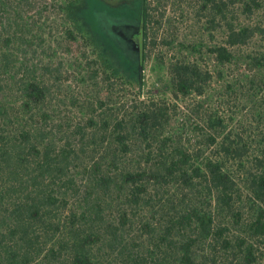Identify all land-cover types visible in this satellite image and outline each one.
<instances>
[{
  "label": "trees",
  "instance_id": "16d2710c",
  "mask_svg": "<svg viewBox=\"0 0 264 264\" xmlns=\"http://www.w3.org/2000/svg\"><path fill=\"white\" fill-rule=\"evenodd\" d=\"M26 1L0 0V264H264V56L232 87L251 102V119L222 105L188 145L164 136L168 109L153 105L93 120L77 145L79 128L52 116L50 88L31 77L38 71L16 70L17 54L30 49ZM78 2L55 6L84 37ZM231 3L255 23L229 22ZM217 8L227 19L217 60L232 65L230 48L264 38V0ZM174 78L177 93L202 97L211 75L182 65Z\"/></svg>",
  "mask_w": 264,
  "mask_h": 264
},
{
  "label": "rangeland",
  "instance_id": "374dc122",
  "mask_svg": "<svg viewBox=\"0 0 264 264\" xmlns=\"http://www.w3.org/2000/svg\"><path fill=\"white\" fill-rule=\"evenodd\" d=\"M60 1L24 3L30 49L17 54L15 65L16 70L23 65L37 70L31 77L46 81L52 116L64 123V130H80L75 144L83 141L82 136L93 134V120L133 116L138 109L153 105L168 109L164 136L181 135L190 139L188 145L197 141L193 134L204 130L207 113H222V105L234 111L239 106L236 120L252 118L251 102L238 100L232 87L249 74L252 60L264 56V38L230 48L235 55L232 65L219 63L216 50L225 44L227 19L217 6H223L225 0H148L147 31L141 38L143 55L136 43L144 17L141 0H79L74 16L84 37L66 23L55 6ZM229 7V22L255 23L242 15L240 4ZM105 58L117 69L118 77L107 69ZM182 65L211 75L210 81L201 83L202 97L177 93L175 69Z\"/></svg>",
  "mask_w": 264,
  "mask_h": 264
}]
</instances>
